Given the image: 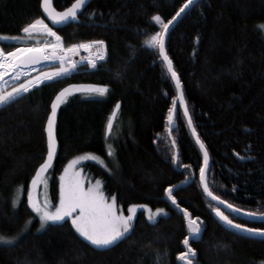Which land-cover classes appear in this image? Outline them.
I'll use <instances>...</instances> for the list:
<instances>
[{"label": "trees", "instance_id": "1", "mask_svg": "<svg viewBox=\"0 0 264 264\" xmlns=\"http://www.w3.org/2000/svg\"><path fill=\"white\" fill-rule=\"evenodd\" d=\"M72 2L54 0V6L64 9ZM181 3L183 0H92L80 13L79 22L55 30L65 45L103 40L107 48L104 63L93 70L82 66L70 74L42 80L0 105L3 236L22 231L30 217L39 220L25 191L47 154L45 125L51 100L71 82L108 85V89L103 95L72 93L61 103L56 125L60 151L48 172L54 201L59 199L64 166L90 151L100 155L104 164L87 160L85 172L99 178L118 204L148 203L153 208L164 207L168 213L150 221L139 211L132 230L104 248L92 245L76 231L71 218H66L43 231L33 229L16 241L0 243V264H186L178 256L186 252L185 236L195 249V255L189 257L193 264H259L264 259L263 239L242 236L215 215L217 206L207 198L199 178L203 155L179 103L176 127L169 131L168 109L175 106L172 98H177V89L158 48L147 46L144 39L161 30L150 20L154 13L167 21ZM37 17L45 19L40 0H0V35L20 38L0 39V47L8 52L20 45L53 42L50 35L21 31ZM262 24L264 0H200L180 18L166 43L192 121L211 156L210 188L221 199L252 212H264ZM77 52L91 58L95 50ZM75 53L70 57H76ZM35 77V72L26 73L18 82ZM118 101L122 105L107 135V121ZM169 185H180L172 189L177 208L164 191ZM17 186L25 194L13 206ZM184 208L191 217L199 218L198 235L189 232ZM225 213L237 223L264 228V221Z\"/></svg>", "mask_w": 264, "mask_h": 264}, {"label": "snow or ice", "instance_id": "2", "mask_svg": "<svg viewBox=\"0 0 264 264\" xmlns=\"http://www.w3.org/2000/svg\"><path fill=\"white\" fill-rule=\"evenodd\" d=\"M194 0H183V3L176 9L174 15L171 16L170 19L165 21L163 17L159 13H154L150 20L156 22L160 25L161 30L156 31L151 34H147L144 39V44L149 47L158 48L159 54L163 57V60L167 64V69L171 73L173 79L176 80L177 88H180V80L173 68L172 61L168 57L165 51L164 37L165 33L168 31L171 24L176 21L192 4ZM86 0H73L70 6L64 8L62 11H57L52 6V0H40V6L43 9L44 13L47 14L48 18L54 24H62L69 19H76L78 17V12L85 6ZM91 15V14H90ZM259 27L264 28V24ZM21 31L25 34H31L33 32L38 33H46L52 37H55L56 43L52 45L45 44L42 47H20L13 49L12 51L6 52L3 48H0V78L6 75V71L15 70L16 76H19L24 73L25 67L31 64H35L39 60H50L55 59V50L61 48V44L59 43L61 37L53 31V28L49 27L48 24L45 23L43 18L37 17L31 22L27 23ZM0 39H20L19 37H8L0 35ZM92 44H95L98 48L104 45L103 40L99 41H91L89 44H79V45H71L67 49H62L65 53L76 49L77 47H89ZM52 48L54 51L51 54H45V48ZM38 57V59H37ZM61 64L64 63V58L60 57ZM68 67H74V63L69 60L67 61ZM89 63L91 65H95L96 60L90 59ZM68 71V68L61 66L58 69L52 70L50 73H40L39 77H35L32 79H25L24 83H20L17 87L11 89L10 91H0V105H5L10 101H13L17 96H19L23 92H27L28 89L32 88L34 84H40L44 79H53L54 77L59 76L61 73ZM69 89L73 91L83 90L86 94H101L106 93L108 89V85H69L67 88L61 89L56 93L55 97L51 100L50 111L47 115V121L45 130L47 132V158L43 160V162L36 169L35 175L32 177L31 184L36 185L39 182V177L42 175L45 169L51 163L53 154L55 152V138H54V124L56 118L57 108L61 103L66 99ZM173 105L176 103V97L172 98ZM180 102L183 101V93L180 92ZM119 107V101L117 102L116 108ZM174 108L170 107L168 109V117L169 121L173 119ZM187 106H184V113L187 115ZM116 115V110L110 114L107 121V128L110 131L112 128V121ZM188 124L192 125L191 116H188ZM192 132L196 135V129L193 127ZM197 141L200 143V147L204 149V144L200 141L198 135H196ZM175 141H173V144ZM111 146L108 147L109 155L112 154ZM235 151V150H234ZM237 156H240L239 152L235 153ZM91 154H84V156L75 157L73 160H70L68 164L65 166L64 173L61 175L60 180V192H59V200L54 206V210L49 207L50 201L47 199L41 203L39 200L33 198L32 187L28 188V204L34 210L35 213L39 215L40 227L43 228L47 222L49 221H59L62 220L65 216H70L72 220V225L76 229V231L83 236L87 241H89L92 245L97 246L98 248H104L119 238L125 237L129 230L133 227L132 220V210L136 207L135 205L129 206V214L124 215L122 212L117 210V206L115 204V198L111 201L107 200L104 196V193L100 190L101 181L99 179L96 180L95 185H90L87 189L82 186V182L78 177L74 176L70 169L72 165L77 160H82ZM93 159H100L99 157L92 156ZM245 157H241L244 159ZM176 159L175 153L173 154V160ZM103 163V161H100ZM208 162V153L207 150H204V164L200 166V182L203 185L204 191L211 196L214 200L220 201L221 197L215 195L210 191L209 184L206 180V166ZM185 179H189V177H185ZM173 185H169L164 189L165 193L172 200L173 204H176V197L172 195ZM21 191V186H17L16 195L13 196V206L18 203V197ZM229 208H232L234 211L244 212L245 209L239 208L237 209L234 205L228 203V201H222ZM147 208V205L143 206ZM217 215L224 220L226 223L233 225L234 227L244 229L249 232L260 233L264 235V228H248L247 225L236 224L235 221L231 220L228 215H225L223 211L219 207H215L213 209ZM164 212V209H156V213ZM183 213L187 219L188 229L191 234H197L200 231V223L199 218L191 217L188 209L184 208ZM248 215L261 216L264 217V212H252L249 211ZM154 214H150L148 219H153ZM31 222V217L26 223ZM20 236L6 238L0 236V242L5 244L11 243L12 240H18ZM189 237L185 236L183 243L187 245L186 252H181L178 254L180 258H182L186 264H193L190 256L195 255V249L191 248L188 244ZM259 264H264V259L259 261Z\"/></svg>", "mask_w": 264, "mask_h": 264}, {"label": "rangeland", "instance_id": "3", "mask_svg": "<svg viewBox=\"0 0 264 264\" xmlns=\"http://www.w3.org/2000/svg\"><path fill=\"white\" fill-rule=\"evenodd\" d=\"M44 19V18H43ZM45 20V19H44ZM45 23L48 24L49 27L52 28V26L49 24V22L47 20H45ZM53 31L56 32V30L53 28ZM38 32H33L31 34H36ZM41 34H46V33H41ZM59 35V34H58ZM30 37H33V38H36V36H30ZM54 41L53 42H47V43H42L39 45V47L45 45V44H48V45H52V44H55L56 43V40H55V37H53ZM92 41H97V40H92ZM89 42L91 41H81V43H74V44H70V45H65L62 41V39L60 40V44H61V48L60 49H56L55 51L57 52V55H56V58L53 59L52 61H49L47 64H44V65H40V66H37L35 68H31V69H28L26 70L23 74L19 75V76H16L15 74V70L13 71H6V75H4L2 78H0V82H4L0 85V91H10L11 89L17 87L18 84H20L18 81L20 79H22L26 73H30V72H35V74H38V77L40 75V73H50L52 70L54 69H58L60 68L61 66L65 67V68H68V71L66 72H63L61 73L60 75H65V74H70L72 71H77V70H80L81 66H79V61H77L75 59V62L73 60L74 56L70 57V53H75L76 50H72V51H69V52H64L62 49H67L69 48V46L71 45H79V44H89ZM95 46V44H94ZM20 47H25V48H28L29 45H20L18 46L17 48H20ZM1 48V47H0ZM79 49V51H82L83 53L84 52H88L90 51L89 49H85L83 51V49H81V47H77ZM87 48V47H86ZM16 49V48H15ZM47 49L48 51H50V54L54 51L52 48H45ZM9 52V51H8ZM77 54V53H75ZM93 55H95V53H93ZM60 57H63L64 58V63L63 65L61 64V60H60ZM82 57H85V56H82ZM71 60L73 63H74V67H71L69 68L68 67V63L67 61ZM77 61V62H76ZM102 61L98 62L97 63V67L99 65H101ZM87 68V67H86ZM94 69V68H93ZM91 69V70H93ZM59 75V76H60ZM58 77V76H57ZM45 80V79H44ZM91 154L90 156H87L86 158L82 159V160H77L71 167L70 169V172L79 178V180L82 182V186L87 189L90 185H95L96 183V180L97 178H93L92 176H90L88 174V172H85L84 170V167H83V164L87 161V160H92V161H95V162H100L101 160L103 161V164H104V160L102 159V157L100 155H96L95 153L93 152H90V151H86L85 153H81L79 155H76L75 157H80V156H84V154ZM92 156H95V157H99L100 159H93ZM73 157V159L75 158ZM71 159V160H73ZM101 163V162H100ZM68 164V163H67ZM66 164V165H67ZM65 165V166H66ZM65 166H64V169H65ZM64 169L62 170L61 172V175L64 173ZM60 175V177H61ZM99 179V178H98ZM100 180V179H99ZM50 181H51V175L50 174H47L45 175L43 178H42V181L40 183V187L38 189H34L32 188V193H33V198L34 199H37L39 200L41 203L44 202L45 199H47L48 201H50V205L49 207H51L53 210H54V206L56 205V203L58 202H55L54 199H53V195L51 194V184H50ZM101 181V180H100ZM61 183V180L59 178V184ZM32 187V186H31ZM100 190L104 193V196L106 197L107 200L111 201L113 198H115V204L117 206V210L119 212H122L124 215H128L129 214V206L131 205H135L136 207L132 210V220H133V223L138 215V212L139 211H143V213H146L147 215V218L150 214H154V218L153 219H148L150 221H156V219L162 217V216H165L167 213H168V210L165 209L164 207H151L148 203H135L133 202L132 204L128 205V206H123L122 204H118L117 202V199H116V196L115 195H108L105 190H104V183L101 181V186H100ZM26 192V196L28 197V191H25ZM24 192V189H21L20 191V194H19V197L21 199V197L23 196V194H25ZM59 192H60V185H59ZM58 192V193H59ZM59 195V194H58ZM59 200V199H58ZM144 205H147L148 207L147 208H144L143 206ZM156 209H164V212H161V213H156ZM36 216L37 218H39V215L36 213ZM66 218H71L70 216H65L62 220H59V221H49L47 222V224L41 228L40 227V220H38L37 222L33 219L31 220L30 223H27L23 228H22V231L18 232L17 234H13L11 236H3L2 234H0V236H3V237H6V238H12V237H17L18 235L20 236V238L22 237V235L26 234L27 232H30L32 231L33 229L34 230H39V231H43L44 228L51 224V223H55V222H60V221H63L65 220ZM72 221V220H71ZM133 228V227H132ZM132 228L129 230V232L132 230ZM128 232V233H129ZM123 238V237H122ZM122 238H119V239H122ZM118 239V240H119ZM13 241H16V240H12L11 242ZM117 241V240H116ZM114 241V242H116ZM113 242V243H114ZM2 244H5L3 242H0ZM112 245V244H110ZM109 246V245H108ZM97 247V246H96Z\"/></svg>", "mask_w": 264, "mask_h": 264}, {"label": "water", "instance_id": "4", "mask_svg": "<svg viewBox=\"0 0 264 264\" xmlns=\"http://www.w3.org/2000/svg\"><path fill=\"white\" fill-rule=\"evenodd\" d=\"M92 0H86V4H85V6L78 12V17L76 18V19H69L68 21H65L64 23H62V24H54L49 18H48V16H47V14L46 13H44V11H43V9H42V13H43V17H45V19L49 22V24L54 28V29H58V27H62V26H65V25H67V24H69L70 22H79L80 21V13L88 6V5H90V2H91ZM198 1H200V0H194V3L176 20V21H174L173 22V24H171L170 25V27H169V29H168V31L165 33V37H164V44H165V51H166V53H167V55H168V52H167V45H166V43H167V39H168V36L170 35L169 34V32L177 25V23H178V21L180 20V18L194 5V4H196ZM52 6L57 10V11H62L63 9H59L58 7L56 8V6H54V0H52ZM70 6V5H69ZM29 47H39V45H36V46H29ZM28 47V48H29ZM41 47V46H40ZM81 49H83V50H85L86 49V47H81ZM88 49H90L89 47H88ZM74 50H76V49H74ZM44 53L45 54H50V51H48L47 49H44ZM55 55H57V52L55 51ZM161 56V55H160ZM162 57V56H161ZM168 57L170 58V56L168 55ZM37 59H38V57H37ZM162 59H163V57H162ZM171 59V58H170ZM53 59H50V60H39L38 59V62L37 63H35V64H31V65H28L27 67H25V69H24V72L26 71V70H28V69H31V68H35V67H37V66H40V65H44V64H47L49 61H52ZM89 59H81V61L79 62V65L80 66H82V65H87V64H89ZM164 61V60H163ZM171 61H172V59H171ZM164 63H165V66L167 67V64H166V62L164 61ZM172 65H173V61H172ZM173 68H174V70L176 71V73H177V75H178V77H179V74H178V72H177V70H176V68L174 67V65H173ZM169 72V71H168ZM169 74H170V77L172 78V76H171V73L169 72ZM179 80H180V88L178 89L177 88V85H176V80L175 79H173V81H174V84H175V87H176V89H177V98H176V103H175V106H174V112H173V119H172V121H169L168 120V123L170 124V126H169V131L170 132H172V130L176 127V123L174 122L175 121V116H176V112H175V110H176V105L179 103L180 104V106H181V110L183 111V113H184V106L186 105L187 106V110H188V112H187V115H185V113H184V115H185V117H186V120H187V122H188V116H191V113H190V111H189V108H188V102H187V100L185 99V94H184V89H183V85H182V82H181V78L179 77ZM88 84H93V83H88V82H82V83H78V82H71V84H67V85H65V86H63L61 89H63V88H67L69 85H74V86H79V85H88ZM94 85H97L96 83H94ZM60 89V90H61ZM59 90V91H60ZM58 91V92H59ZM79 92H81V93H83L84 91L83 90H79V91H73L72 89H69V92H68V95H67V97L69 96V95H72V93H79ZM180 92H182L183 93V101H184V103L183 104H181V102H180ZM56 95V94H55ZM66 97V98H67ZM121 105H122V103L119 101V107L118 108H116L115 107V110H116V115H115V117L113 118V121H112V128H111V130L109 131L108 130V128H107V135H109V133L112 131V129H113V125H114V123H115V121H116V119H117V113L119 112V109H120V107H121ZM60 108H61V104L59 105V107L57 108V112H56V118H55V124H54V138H55V152H54V154H53V157H52V160H51V163H50V165L48 166V168L47 169H45L44 170V172L42 173V175L38 178L39 179V182L36 184V185H32L31 184V182H30V185L32 186V188H34V189H38L39 187H40V183H41V181H42V178L45 176V175H47L48 174V172L53 168V165H54V161H55V159L57 158V156H58V154H59V139H58V137H57V128H56V125H57V121H58V115H59V111H60ZM191 120H192V116H191ZM189 125V124H188ZM46 126V125H45ZM195 128V125H194V122L192 121V125L191 126H189V129H190V132L193 134V132H192V128ZM196 129V128H195ZM196 135H198L199 136V138H200V135H199V133L197 132V130H196ZM196 135H194L193 134V137H194V140H195V142H196V144H198L199 145V147H200V143L197 141V139H196ZM46 140H47V132H46ZM200 141H202V139L200 138ZM203 142V141H202ZM204 144V143H203ZM207 150V148H206V146H205V144H204V149H202L201 147H200V150H201V152H202V155H203V164H204V150ZM46 151H48V144H47V150ZM207 153H208V162H207V166H206V180H207V182H208V184H209V177H208V174H209V170H210V163H211V156L209 155V152H208V150H207ZM45 158H47V154H46V156H45ZM44 158V159H45ZM43 159V160H44ZM43 161H41V163H42ZM202 164V165H203ZM35 172H36V170H35ZM35 172H34V175H35ZM199 178H200V174H199ZM31 181H32V179H31ZM202 185V184H201ZM180 185H178V186H176V187H179ZM176 187H174L173 189H176ZM209 188H210V186H209ZM202 189H203V185H202ZM173 191V190H172ZM210 191L212 192V193H214L213 191H212V189L210 188ZM205 194H206V196H207V198L208 199H210L212 202H214L215 204H216V206L217 207H219L220 209H221V211H223L224 212V214L226 215V213H225V211H227V212H230V213H234V214H236L237 216H239V217H241V218H246V219H250V220H254V221H256V220H258V221H264V217H261V216H254V215H248L247 213L249 212L248 210H246L245 209V211L244 212H240V211H234L232 208H229L227 205H225L224 203H222V201H224L225 199H221L220 201H216V200H214L211 196H209L206 192H205ZM215 194V193H214ZM216 195V194H215ZM167 198H168V200L171 202V205L174 207V208H177L178 207V204L176 203V204H173L172 203V200L169 198V196L167 195ZM229 203V202H228ZM230 204V203H229ZM232 205V204H231ZM235 206V205H234ZM236 207V206H235ZM237 209H239L238 207H236ZM215 212V211H214ZM190 214V213H189ZM215 215L217 216V217H219L218 215H217V213L215 212ZM191 216V215H190ZM236 224H241V223H237V222H235ZM227 225L229 226V227H231L232 229H235V231L236 232H238L240 235H242V236H247V237H251V238H254V239H257V238H259V239H263L264 240V235H261L260 233H255V232H249V231H246V230H244V229H241V228H237V227H234L233 225H230V224H228L227 223ZM248 228H251V227H249L248 226ZM200 232V231H199ZM199 233H197L196 235H198Z\"/></svg>", "mask_w": 264, "mask_h": 264}, {"label": "built area", "instance_id": "5", "mask_svg": "<svg viewBox=\"0 0 264 264\" xmlns=\"http://www.w3.org/2000/svg\"><path fill=\"white\" fill-rule=\"evenodd\" d=\"M97 48L98 47L96 45L94 46V44H92L91 51L95 50V55L91 56V59H95L96 63H95L94 66L90 64L88 69L96 68L97 67V63L99 62V60H101V59L104 60V59L107 58V48L105 47V45H103L102 47H100L98 49ZM85 58H88V57H85ZM88 59H90V58H88Z\"/></svg>", "mask_w": 264, "mask_h": 264}, {"label": "bare ground", "instance_id": "6", "mask_svg": "<svg viewBox=\"0 0 264 264\" xmlns=\"http://www.w3.org/2000/svg\"><path fill=\"white\" fill-rule=\"evenodd\" d=\"M30 46H34V45H30ZM76 51H79V49L78 48H76ZM78 58V59H77ZM82 57H80V53L79 52H77V55H76V57L74 56V58H73V60H74V62H75V59L78 61V60H80ZM91 59V58H90ZM76 61V62H77ZM78 71V70H77Z\"/></svg>", "mask_w": 264, "mask_h": 264}]
</instances>
